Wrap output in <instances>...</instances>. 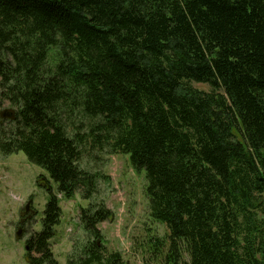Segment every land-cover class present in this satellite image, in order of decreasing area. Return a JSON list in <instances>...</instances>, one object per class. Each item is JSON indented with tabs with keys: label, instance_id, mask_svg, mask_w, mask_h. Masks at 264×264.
<instances>
[{
	"label": "trees",
	"instance_id": "obj_1",
	"mask_svg": "<svg viewBox=\"0 0 264 264\" xmlns=\"http://www.w3.org/2000/svg\"><path fill=\"white\" fill-rule=\"evenodd\" d=\"M17 151L89 201L65 264H124L81 164L102 151L144 171L165 264H264V0H0V153ZM47 189L28 264H59Z\"/></svg>",
	"mask_w": 264,
	"mask_h": 264
},
{
	"label": "rangeland",
	"instance_id": "obj_2",
	"mask_svg": "<svg viewBox=\"0 0 264 264\" xmlns=\"http://www.w3.org/2000/svg\"><path fill=\"white\" fill-rule=\"evenodd\" d=\"M193 86L210 90L204 83ZM81 164L101 174L93 201L103 203L111 212L98 224L108 252H119L124 264H165L163 254L153 251L151 243L153 237L166 240L169 231L150 215L144 171L133 169L126 153L102 151L97 158L84 157ZM47 187L56 193L46 171L22 151L0 153V264H28L25 242L41 228L49 197ZM56 195L61 214L50 244L59 264H65L69 254L86 239L79 211L89 201L79 189L71 198ZM162 248L166 251L167 245Z\"/></svg>",
	"mask_w": 264,
	"mask_h": 264
}]
</instances>
